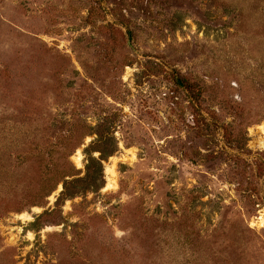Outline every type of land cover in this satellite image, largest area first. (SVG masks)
Instances as JSON below:
<instances>
[{"label":"rangeland","instance_id":"obj_1","mask_svg":"<svg viewBox=\"0 0 264 264\" xmlns=\"http://www.w3.org/2000/svg\"><path fill=\"white\" fill-rule=\"evenodd\" d=\"M0 264H264V0H0Z\"/></svg>","mask_w":264,"mask_h":264},{"label":"trees","instance_id":"obj_2","mask_svg":"<svg viewBox=\"0 0 264 264\" xmlns=\"http://www.w3.org/2000/svg\"><path fill=\"white\" fill-rule=\"evenodd\" d=\"M89 164H90V165H91V164H97V165H99V166L101 167L100 161H97V160H95V159H90L88 165H89ZM71 168L73 169V171H75L73 167H71ZM101 168H102V167H101ZM75 172H76V171H75ZM66 177H70V178H72L73 175H71V176H63V179H62L63 191H62L61 195H64L65 193H67V192H68V187H69L70 185H73V183H75V181H66V180H65ZM70 196H71V195H70Z\"/></svg>","mask_w":264,"mask_h":264},{"label":"bare ground","instance_id":"obj_3","mask_svg":"<svg viewBox=\"0 0 264 264\" xmlns=\"http://www.w3.org/2000/svg\"><path fill=\"white\" fill-rule=\"evenodd\" d=\"M21 218H23V216H20Z\"/></svg>","mask_w":264,"mask_h":264}]
</instances>
